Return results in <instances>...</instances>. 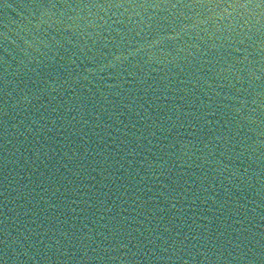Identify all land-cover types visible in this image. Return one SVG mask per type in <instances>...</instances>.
Segmentation results:
<instances>
[{
	"label": "water",
	"instance_id": "obj_1",
	"mask_svg": "<svg viewBox=\"0 0 264 264\" xmlns=\"http://www.w3.org/2000/svg\"><path fill=\"white\" fill-rule=\"evenodd\" d=\"M0 264H264V0H0Z\"/></svg>",
	"mask_w": 264,
	"mask_h": 264
}]
</instances>
